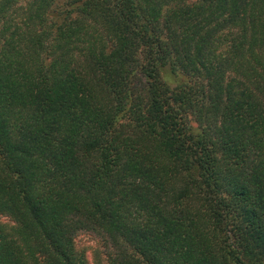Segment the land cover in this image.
<instances>
[{"label": "trees", "instance_id": "obj_1", "mask_svg": "<svg viewBox=\"0 0 264 264\" xmlns=\"http://www.w3.org/2000/svg\"><path fill=\"white\" fill-rule=\"evenodd\" d=\"M0 216V264H264V0H0Z\"/></svg>", "mask_w": 264, "mask_h": 264}, {"label": "rangeland", "instance_id": "obj_2", "mask_svg": "<svg viewBox=\"0 0 264 264\" xmlns=\"http://www.w3.org/2000/svg\"><path fill=\"white\" fill-rule=\"evenodd\" d=\"M60 8L63 7V3H60ZM163 78L166 82L179 81L178 76H172L168 72L163 73ZM0 224L5 226L7 229L13 225V222L5 216H0ZM74 244L76 248H81L87 251L88 264H105L104 257L101 253L99 245L95 240L86 234H80L74 239Z\"/></svg>", "mask_w": 264, "mask_h": 264}]
</instances>
